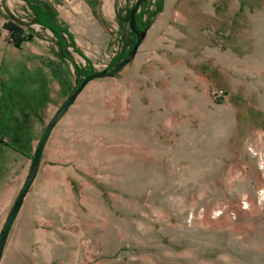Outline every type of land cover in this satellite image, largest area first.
I'll return each mask as SVG.
<instances>
[{"label": "rangeland", "instance_id": "374dc122", "mask_svg": "<svg viewBox=\"0 0 264 264\" xmlns=\"http://www.w3.org/2000/svg\"><path fill=\"white\" fill-rule=\"evenodd\" d=\"M42 1L72 35L73 63L24 0H0V24L23 29L15 47L45 52L20 58L66 82L51 118L73 64L97 72L128 52L121 18L136 0ZM159 4L137 11L149 25L134 59L89 81L52 129L0 264H264V0H177L150 20ZM9 87L0 134L24 108Z\"/></svg>", "mask_w": 264, "mask_h": 264}, {"label": "crops", "instance_id": "0c3cea01", "mask_svg": "<svg viewBox=\"0 0 264 264\" xmlns=\"http://www.w3.org/2000/svg\"><path fill=\"white\" fill-rule=\"evenodd\" d=\"M162 1V9L163 7L165 9L166 7L170 8L172 3L177 0ZM4 22L0 24L1 30L8 35L7 31L2 29ZM28 51H30L28 53L30 55L41 56L45 54L44 49L38 52L33 48L15 47L6 40H0V87L3 88L7 85L10 86L9 88H14L12 89L13 93L19 98L18 101L24 105L23 111L15 113L16 115H13L6 127L9 128L10 133L0 134L4 141L9 142L7 145L0 141V230L3 228L6 217H8L12 205L21 191L20 189L24 186L23 182L27 172H29L28 166L31 164H29V152L35 148L42 127L44 125L46 127L52 118L49 117V114H44L43 110H49L51 102L60 100L59 96H64L67 91L66 82L53 76L50 69L41 61L38 60L36 63L35 60H32L33 57L31 59L20 58L21 55H27ZM55 97L58 99L55 100ZM10 158L14 162L15 170L9 172L7 168L11 166ZM35 178L36 175L15 219L21 211L25 214V209L28 210L30 205H34L38 193L37 190H33Z\"/></svg>", "mask_w": 264, "mask_h": 264}, {"label": "water", "instance_id": "95a60500", "mask_svg": "<svg viewBox=\"0 0 264 264\" xmlns=\"http://www.w3.org/2000/svg\"><path fill=\"white\" fill-rule=\"evenodd\" d=\"M144 1H147V0H136L134 5L132 6V8L130 10L129 28L133 32V34L135 35L136 40H135L132 48L127 53L126 57L123 58L111 71H106V70L97 71V72H94L92 74L87 75L82 80V82H80V83L75 81V89L66 97V99L59 106L57 111L54 113V115L49 120L48 124L46 125V127H45L39 141H38V144L35 148V151L31 157V164H30V168H29V172H28L26 182H25L23 188L21 189V191L19 192L16 200L14 201L12 208L8 214V217L5 221V224H4V226L0 232V260H1L2 254H3L4 246H5L6 239L8 237L11 225H12V223L16 217V214L18 213V210H19V208L23 202V199H24L30 185L32 184V182L34 180L36 173H37L44 146L46 144V141H47L52 129L55 127V125L60 120V118L65 114V112L69 109V107L74 103V101L76 100V98L79 95V93L81 92V90L84 88V86L89 81H91L95 78L114 76V75L118 74L125 65H127L128 63H130L134 59L142 41L146 35V30L140 31L137 28L136 21H135V15H136L140 5Z\"/></svg>", "mask_w": 264, "mask_h": 264}, {"label": "trees", "instance_id": "16d2710c", "mask_svg": "<svg viewBox=\"0 0 264 264\" xmlns=\"http://www.w3.org/2000/svg\"><path fill=\"white\" fill-rule=\"evenodd\" d=\"M25 3L28 5V7H30V9L32 10L33 14H34V20L40 24L42 27L44 28H48L49 30H51L57 40V43L60 47V53L62 55L65 56V51L66 48L69 45H73V38L72 35L70 34V32L67 30V28L64 26V24L62 22H60L57 18V14L55 13L54 9L45 1L42 0H24ZM146 1H144L140 6H142ZM132 8V7H131ZM126 11L125 16H123L121 18L122 22H126L129 23V14H130V10ZM162 10V6L156 5L154 10L150 12L149 14V18L150 20L158 13ZM135 21H136V25L137 28L141 31V30H146L148 25H149V20L144 23L141 20V16L136 13L135 15ZM2 29L6 30L8 33V38L10 39L11 43L14 46H19L24 39V32L23 29L18 26L17 24H15L13 21L11 20H7L2 24ZM130 41H129V50L132 48L136 38L135 35L133 34V32L130 30ZM128 50V52H129ZM127 52V53H128ZM126 54L124 53H120L119 55H117L109 64V66L106 69V71H111L123 58L126 57ZM66 58H68L67 56H65ZM69 60H71V62L73 63V60L69 57ZM74 68H75V72H76V78H77V82L80 83L82 82V80L89 74H92L94 72H90L89 70H82L79 69L75 64ZM75 89V88H74ZM0 141L3 142V138L0 137ZM9 145V144H7Z\"/></svg>", "mask_w": 264, "mask_h": 264}, {"label": "built area", "instance_id": "2783aa9c", "mask_svg": "<svg viewBox=\"0 0 264 264\" xmlns=\"http://www.w3.org/2000/svg\"><path fill=\"white\" fill-rule=\"evenodd\" d=\"M60 1H62V2H66V1H68V0H60Z\"/></svg>", "mask_w": 264, "mask_h": 264}]
</instances>
